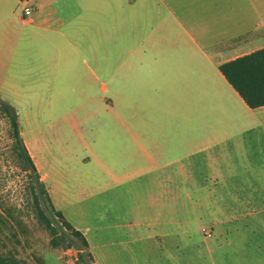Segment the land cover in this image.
Masks as SVG:
<instances>
[{
    "label": "crops",
    "instance_id": "1",
    "mask_svg": "<svg viewBox=\"0 0 264 264\" xmlns=\"http://www.w3.org/2000/svg\"><path fill=\"white\" fill-rule=\"evenodd\" d=\"M263 49L264 0H0L5 84L30 86L27 96L68 84L80 86L74 96H105L100 113L75 115L80 152L63 127H35L23 141L93 257L87 212L118 201L111 244L122 264H200L168 214L175 198L205 190L196 182L235 181L263 164L264 107H248L219 70Z\"/></svg>",
    "mask_w": 264,
    "mask_h": 264
},
{
    "label": "rangeland",
    "instance_id": "2",
    "mask_svg": "<svg viewBox=\"0 0 264 264\" xmlns=\"http://www.w3.org/2000/svg\"><path fill=\"white\" fill-rule=\"evenodd\" d=\"M4 81L0 78V100L15 108L23 141L31 144L35 127L43 128L50 136L63 127L69 145L81 151L72 133L78 126L75 115L100 113L105 96H74L80 90L74 84L56 86L53 91L59 96H27L20 91L30 86L8 85ZM39 88L31 86V91L39 92ZM99 90L97 86L92 93ZM12 146L11 128L0 112V253L11 254L27 264H76L75 248H68L64 243L51 246L50 232L29 194V173L22 169ZM262 162L252 165L255 169L252 174L238 176L231 182L208 179L196 182L205 190L189 198H175L168 216L177 227L175 231L183 242L182 247L188 241L190 247L200 250V264H264ZM113 195V191L107 192L105 198L110 201ZM112 204L107 207L109 212L105 209L100 214L87 212L91 227L89 239L96 247L94 258L98 264L123 263L117 247L111 244L118 238L112 228L119 222L113 213L118 201ZM59 225L60 222L54 223L55 228ZM102 244L106 247L102 248Z\"/></svg>",
    "mask_w": 264,
    "mask_h": 264
},
{
    "label": "trees",
    "instance_id": "3",
    "mask_svg": "<svg viewBox=\"0 0 264 264\" xmlns=\"http://www.w3.org/2000/svg\"><path fill=\"white\" fill-rule=\"evenodd\" d=\"M219 70L248 107L252 109L264 107V49L225 63L219 67ZM0 112L11 128L12 151L22 164V169L29 173L31 179L29 194L35 204L37 214L45 221L46 229L50 232L51 246L58 247L60 243H64L68 248L76 249V264H95L84 235L75 230L62 214L54 209L46 187L20 135L19 118L15 108L0 100ZM59 222V227L55 228L54 223ZM0 264L27 263L11 254L0 253Z\"/></svg>",
    "mask_w": 264,
    "mask_h": 264
},
{
    "label": "built area",
    "instance_id": "4",
    "mask_svg": "<svg viewBox=\"0 0 264 264\" xmlns=\"http://www.w3.org/2000/svg\"><path fill=\"white\" fill-rule=\"evenodd\" d=\"M30 13H31V8L27 7V8L24 9V14L25 15H30Z\"/></svg>",
    "mask_w": 264,
    "mask_h": 264
}]
</instances>
